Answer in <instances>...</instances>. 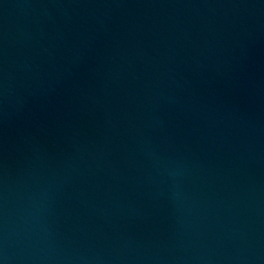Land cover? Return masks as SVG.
Listing matches in <instances>:
<instances>
[{"label":"water","instance_id":"obj_1","mask_svg":"<svg viewBox=\"0 0 264 264\" xmlns=\"http://www.w3.org/2000/svg\"><path fill=\"white\" fill-rule=\"evenodd\" d=\"M0 264H264V0H0Z\"/></svg>","mask_w":264,"mask_h":264}]
</instances>
